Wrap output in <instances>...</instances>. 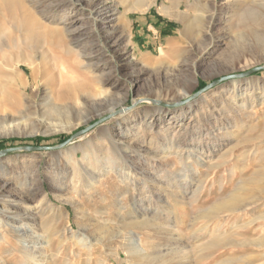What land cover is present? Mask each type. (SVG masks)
Returning a JSON list of instances; mask_svg holds the SVG:
<instances>
[{"label":"rangeland","instance_id":"rangeland-1","mask_svg":"<svg viewBox=\"0 0 264 264\" xmlns=\"http://www.w3.org/2000/svg\"><path fill=\"white\" fill-rule=\"evenodd\" d=\"M202 1L194 13H214L216 21L197 23L194 37L165 15L169 0L145 12L128 10L124 0H0V44L7 46L0 51V140H17L5 148L58 145L93 125L63 148L0 157V207L10 210L0 213V264H264V69L174 108L151 102L177 103L215 79L264 66V36L237 37L232 15L264 0H234L222 10L225 0ZM23 16L22 42L15 28ZM156 22L173 28L162 33ZM240 53L256 56L237 61ZM63 81L102 94L61 105L55 93ZM73 117L82 121L63 129ZM196 148L200 163L191 155ZM234 167L244 172L230 180ZM234 195L249 209L230 211ZM210 208L219 218L200 233ZM145 218L155 221L150 231L135 224ZM127 223L144 249L130 261L119 236ZM35 245L43 256L32 261L23 252Z\"/></svg>","mask_w":264,"mask_h":264},{"label":"bare ground","instance_id":"bare-ground-1","mask_svg":"<svg viewBox=\"0 0 264 264\" xmlns=\"http://www.w3.org/2000/svg\"><path fill=\"white\" fill-rule=\"evenodd\" d=\"M157 0H124V3H126V8L128 10H135V11H140V12H145L147 11L152 5H154L156 3ZM214 1L215 0H210L208 3V5H214ZM9 3V1H7ZM6 2V3H7ZM234 0H225L222 5L220 6V10L224 9L225 7L227 8H231L233 5ZM2 3V1H1ZM170 5L164 3L163 4V12L165 13V15H167L168 17L175 19L179 22H181L184 26H185V30L187 32L188 35H192L194 37L197 36V33L195 31V25L197 23H199L200 21H207L210 23H214L216 21V18L213 14L209 15V16H203L199 13H194V10H196L198 7H200L201 5H204L206 3L203 4L202 0H169ZM10 4V3H9ZM100 6V5H99ZM9 8V7H8ZM216 8V7H215ZM10 9V8H9ZM106 8H102L98 10V15H102L104 14V10ZM15 10V9H14ZM239 13V12H238ZM23 15V14H22ZM21 15V16H22ZM32 15V14H31ZM31 15H29L31 17ZM232 15L235 16V20H236V27L239 30V32L237 33V37L242 38V36L244 35V32L254 35L256 37H260L262 38L264 36V7L262 5V3L260 4V6L258 8H248L247 10H245L244 12L237 14V13H233ZM17 16V15H16ZM15 16V17H16ZM28 16V14H27ZM33 16V15H32ZM12 18V17H11ZM20 17H18L19 19ZM7 19V18H6ZM14 19V18H13ZM24 19L25 17L23 16L20 20H19V24L16 26L15 31L19 34L17 35V39L18 40H22L23 42V37H24ZM29 19V18H28ZM31 19V18H30ZM29 19V20H30ZM32 20V19H31ZM222 19H220L219 21H221ZM16 21V20H15ZM18 21V20H17ZM13 22V20H12ZM26 22V20H25ZM37 23H39V21H36ZM17 23V22H16ZM15 23V25H16ZM28 23V22H27ZM26 23V24H27ZM29 24V23H28ZM27 24V25H28ZM31 24V23H30ZM35 25V24H34ZM4 26V25H3ZM37 26V25H36ZM27 27V26H26ZM3 28V27H2ZM2 28L0 25V35L2 33ZM41 28V27H40ZM27 29V28H26ZM29 29V28H28ZM27 29V30H28ZM38 29V28H37ZM35 29V30H37ZM51 30V29H50ZM32 31V29L30 30ZM34 31V30H33ZM42 31V30H40ZM38 31V32H40ZM13 32V31H12ZM29 32V31H28ZM32 33V32H31ZM41 33V32H40ZM245 33V34H246ZM14 34V32H13ZM33 34V33H32ZM31 34V35H32ZM35 34V33H34ZM37 34V33H36ZM12 35V34H11ZM27 38V36H25ZM29 37V36H28ZM41 37V36H40ZM38 38V37H36ZM29 39V38H28ZM34 39V38H32ZM35 40V39H34ZM40 40V39H39ZM15 42V41H14ZM13 43V42H12ZM12 46V45H10ZM14 47V46H13ZM264 48V46H260L258 48ZM262 48V49H263ZM7 46L5 44H0V51L2 50H6ZM10 49V48H9ZM239 49V48H238ZM250 50V49H249ZM247 50V51H249ZM257 50V51H258ZM256 51V52H257ZM4 52V51H3ZM2 52V53H3ZM242 52V51H241ZM241 54V53H240ZM236 58L237 61H248V56L253 57L254 53H244L241 54ZM5 55V53H4ZM8 56V55H7ZM256 56V55H254ZM4 56L0 57V67L5 66L6 67V60L3 58ZM27 62V61H26ZM10 63V62H8ZM28 63V62H27ZM2 70V69H1ZM17 78H21L20 75L16 74ZM7 80H16L15 82L18 83V79H13L12 76L10 74H6ZM61 80H64L65 76L64 74L60 75ZM80 79V78H79ZM64 84L60 85L58 87V89L56 90L57 93H55V99L57 100L58 104L61 105H65V106H72V104L77 101L79 98V96L84 93V94H88L89 96L93 97H97L99 95H101L102 93H98L95 92L94 90L88 88L85 84V82H80L78 84H67L65 83V81H63ZM11 83V82H9ZM16 83V84H17ZM238 81H234V87L237 86ZM4 87V86H3ZM3 87L0 86V91L3 90ZM12 93L15 92V87H12L11 89ZM25 92V91H24ZM2 94V92H0ZM10 98L14 101H20V97L9 94ZM9 98V99H10ZM2 97H0V105H2ZM5 104V103H4ZM244 103L241 104L240 108H243ZM66 108V107H65ZM69 109H71V107H67ZM80 121H82V118H77V117H73V118H69L64 126L63 129H67V130H72L73 128H75ZM80 148H83L82 144H79L75 147H71L69 156L71 158H75V156L77 155V152ZM191 155H193L196 158V162H202L204 161V153L200 148H196L195 149V153H191ZM73 160V159H72ZM75 163H77V160H74ZM229 162V161H228ZM198 163V164H199ZM219 166V164H215V165H208V169L209 170H213L215 168H217ZM233 167V166H232ZM190 168V167H189ZM244 168H239V167H234L232 170L229 171L230 175V180L233 179V176L236 174L237 170L243 171ZM195 170V169H194ZM190 171H193V168L191 167L190 169H188L187 173L184 174V178H190ZM197 171V170H196ZM244 172V171H243ZM211 173H208L206 176H211ZM213 175V174H212ZM22 177H19V179H21ZM247 178V177H246ZM244 180V179H243ZM190 182V181H189ZM243 181L241 180L239 182V184H241ZM201 189V184L199 185V190ZM198 190V191H199ZM238 190V189H237ZM234 193V192H233ZM193 195L195 197V200H197L198 196L200 195V192L194 191ZM232 203L231 206L229 207L230 211L233 212H241V211H245L249 209V202L245 197H242L241 195H234L231 199ZM252 204V203H251ZM124 206L120 208L119 212H117L119 215V222L118 223H124L125 222V218L123 217L122 210H123ZM252 209V208H251ZM7 212H10L9 210V205H4L3 207H0V213L1 214H5ZM207 215L203 216L202 218L206 219V222H202L198 231L200 233H204L207 232L209 230H213L212 229V225H211V219L212 218H219L218 217V213H216V209L215 208H210L207 209ZM11 214H13L14 217L17 216L16 213L12 212ZM83 214H86V211H83ZM240 214V213H239ZM133 216V215H132ZM131 216V217H132ZM133 218V217H132ZM134 218H138L137 216H135ZM222 218V217H221ZM152 222V223H151ZM155 221H151L150 219H143L141 222H137L135 224H142L144 225V228L147 231L152 230V227L154 226ZM126 225L125 229H123V231H120L119 236L120 238H122V240L125 241H121V250L123 252H125L127 261H130L129 259H131L132 257H137L141 254V252L144 251V249L141 247L142 245V240L139 237V233L135 230V228H133V223ZM219 227H221L222 222H219L217 224ZM136 226V225H135ZM134 226V227H135ZM216 226V225H215ZM239 227V226H238ZM237 227V228H238ZM241 227V226H240ZM16 230L18 232H21L23 229L22 227H15ZM234 228V227H233ZM26 231L28 232L31 227L30 226H25ZM240 230V229H239ZM194 237V236H193ZM8 238V237H7ZM153 240H155V236L152 237ZM157 239V238H156ZM264 239V238H263ZM2 240H5V236L2 233V231L0 230V242ZM199 244V243H198ZM200 246V245H199ZM23 247V246H22ZM205 247V246H204ZM24 249V248H23ZM22 249V250H23ZM42 247L39 245H35L34 247H32L31 249H26V252H23V255L30 260H39V258H42ZM146 252V251H145ZM162 253V251L160 252ZM147 254V253H145ZM118 255L121 256V253L118 252ZM149 256L146 255V257ZM123 257V256H122ZM44 259V258H43ZM66 260V259H65ZM47 264V263H46Z\"/></svg>","mask_w":264,"mask_h":264},{"label":"water","instance_id":"water-1","mask_svg":"<svg viewBox=\"0 0 264 264\" xmlns=\"http://www.w3.org/2000/svg\"><path fill=\"white\" fill-rule=\"evenodd\" d=\"M264 69V66H259L256 67L254 69H251L249 71L246 72H242V73H236V74H229L223 77H220L218 79L213 80L211 83L207 84L206 86H204L203 88H201L200 90L196 91L195 93H193L191 96L187 97L184 100H181L177 103H166L163 102L161 100H156V99H152L151 102L155 103V104H159V105H163V106H168L171 108H174L176 106H180L183 105L187 102H189L190 100L199 97L201 94H203L204 92L208 91L209 89L225 82L228 80H232V79H239V78H243L246 77L248 75H251L253 73H256L257 71H260ZM93 127V125L80 130L74 134H72L66 141L58 144V145H54V146H38V145H24V146H17V147H9V148H5L0 150V157L7 155L9 153H13V152H20V151H40V150H55V149H60L63 148L65 146H67L70 142H72L76 137L84 134L85 132H87L89 130V128Z\"/></svg>","mask_w":264,"mask_h":264},{"label":"trees","instance_id":"trees-1","mask_svg":"<svg viewBox=\"0 0 264 264\" xmlns=\"http://www.w3.org/2000/svg\"><path fill=\"white\" fill-rule=\"evenodd\" d=\"M60 138L64 140L65 138H68V136L62 135V136H60ZM35 140L37 142H40V141L44 140V138H36ZM14 141H17V140H5V139L0 140V150L4 149L8 142H14Z\"/></svg>","mask_w":264,"mask_h":264},{"label":"crops","instance_id":"crops-1","mask_svg":"<svg viewBox=\"0 0 264 264\" xmlns=\"http://www.w3.org/2000/svg\"><path fill=\"white\" fill-rule=\"evenodd\" d=\"M163 24H164L163 22H156V23H155V25H156L160 30H162V33H165V34H166L167 31H168V30H167V29H168L167 27H171V26H170V24L168 23V24H166V25L163 27ZM171 28H173V27H171ZM163 31H164V32H163Z\"/></svg>","mask_w":264,"mask_h":264}]
</instances>
